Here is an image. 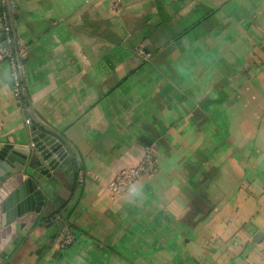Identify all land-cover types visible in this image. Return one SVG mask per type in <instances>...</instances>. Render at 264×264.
I'll return each instance as SVG.
<instances>
[{
	"label": "crops",
	"instance_id": "obj_1",
	"mask_svg": "<svg viewBox=\"0 0 264 264\" xmlns=\"http://www.w3.org/2000/svg\"><path fill=\"white\" fill-rule=\"evenodd\" d=\"M10 1L26 94L0 63V151L33 124L61 142L44 192L7 198L6 212L37 213L10 264H264V0H0V13ZM213 94L227 113L247 102L225 144L201 109ZM148 148L143 198L111 195ZM65 221L77 240L61 249Z\"/></svg>",
	"mask_w": 264,
	"mask_h": 264
},
{
	"label": "water",
	"instance_id": "obj_2",
	"mask_svg": "<svg viewBox=\"0 0 264 264\" xmlns=\"http://www.w3.org/2000/svg\"><path fill=\"white\" fill-rule=\"evenodd\" d=\"M233 101L229 100L228 105ZM60 143L54 133L42 131L33 124L29 127L26 144H7L0 151V264L11 263V249L19 248L21 240L28 236L24 228L37 219V213L29 211L28 215L29 207L24 204L14 211L6 212L7 198L15 191L19 195L35 189L44 192L43 183L52 176L51 171L56 165L53 154ZM39 209L35 211L39 212ZM262 235L258 233L256 240L259 241Z\"/></svg>",
	"mask_w": 264,
	"mask_h": 264
},
{
	"label": "built area",
	"instance_id": "obj_3",
	"mask_svg": "<svg viewBox=\"0 0 264 264\" xmlns=\"http://www.w3.org/2000/svg\"><path fill=\"white\" fill-rule=\"evenodd\" d=\"M120 0L114 5L118 7ZM18 5L14 1L6 4L0 13V63L10 65L13 81V92L16 101L24 105L26 94L25 63L27 48L19 39L16 28V15ZM28 125L32 119H26ZM158 155L155 149L148 148L143 158L133 166L124 167L109 182L108 191L111 195H120L127 191L131 183L137 182L146 176H153L157 172ZM77 240L76 234L69 221L61 223L58 244L61 249L72 246Z\"/></svg>",
	"mask_w": 264,
	"mask_h": 264
},
{
	"label": "rangeland",
	"instance_id": "obj_4",
	"mask_svg": "<svg viewBox=\"0 0 264 264\" xmlns=\"http://www.w3.org/2000/svg\"><path fill=\"white\" fill-rule=\"evenodd\" d=\"M207 74H209V77H212V75L214 74V71L209 70L207 71ZM212 79V78H210ZM213 80V79H212ZM206 84H210V81H208ZM205 83H200L199 86L201 89L204 88ZM218 88L221 86L220 83H217ZM215 86V87H216ZM217 88V87H216ZM219 96V95H218ZM241 98V97H240ZM246 99L248 100V98L243 97V104L244 102H246ZM225 98L224 96L219 97H215V95H210L209 98H206L203 104V111H205L206 109V113L208 114L207 116V122H208V126H216L218 123H223V130L220 132L219 137L223 140L224 144L231 142L232 138L236 135H232L231 133V128L228 129L230 126H232L234 124V126L236 127V125L240 126V130H242L243 126H247V122L249 119V114L246 112L247 111V102L245 103V105H243V107H241L240 109H234L232 113L230 112H226L227 109L225 110V106H224V101ZM199 104V103H198ZM233 106V105H231ZM230 106V107H231ZM223 109V114L220 112V110ZM263 116H260V118L262 119L261 121L264 122V118H262ZM253 121V120H252ZM260 121V120H259ZM225 128V129H224ZM215 134V132L213 133ZM247 131H241L240 133V141L242 140H247ZM230 146V145H228ZM225 148H227V146H225Z\"/></svg>",
	"mask_w": 264,
	"mask_h": 264
},
{
	"label": "clouds",
	"instance_id": "obj_5",
	"mask_svg": "<svg viewBox=\"0 0 264 264\" xmlns=\"http://www.w3.org/2000/svg\"><path fill=\"white\" fill-rule=\"evenodd\" d=\"M126 196L130 203L141 200L144 196V186L138 181L131 183L127 188Z\"/></svg>",
	"mask_w": 264,
	"mask_h": 264
}]
</instances>
